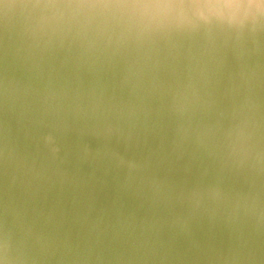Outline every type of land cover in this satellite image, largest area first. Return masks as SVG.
Segmentation results:
<instances>
[{"label":"water","instance_id":"1","mask_svg":"<svg viewBox=\"0 0 264 264\" xmlns=\"http://www.w3.org/2000/svg\"><path fill=\"white\" fill-rule=\"evenodd\" d=\"M0 201L71 264H264V0H0Z\"/></svg>","mask_w":264,"mask_h":264},{"label":"rangeland","instance_id":"2","mask_svg":"<svg viewBox=\"0 0 264 264\" xmlns=\"http://www.w3.org/2000/svg\"><path fill=\"white\" fill-rule=\"evenodd\" d=\"M0 201V264H71L40 233L26 226Z\"/></svg>","mask_w":264,"mask_h":264}]
</instances>
